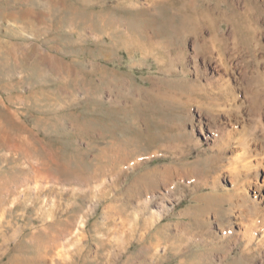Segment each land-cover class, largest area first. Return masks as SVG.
<instances>
[{
	"label": "rangeland",
	"instance_id": "374dc122",
	"mask_svg": "<svg viewBox=\"0 0 264 264\" xmlns=\"http://www.w3.org/2000/svg\"><path fill=\"white\" fill-rule=\"evenodd\" d=\"M262 125L264 0H0V264H264Z\"/></svg>",
	"mask_w": 264,
	"mask_h": 264
},
{
	"label": "bare ground",
	"instance_id": "6f19581e",
	"mask_svg": "<svg viewBox=\"0 0 264 264\" xmlns=\"http://www.w3.org/2000/svg\"><path fill=\"white\" fill-rule=\"evenodd\" d=\"M233 30V29H232ZM233 32V31H232ZM232 35H233V33H232ZM239 52V51H238ZM243 58V57H242ZM246 76V75H245ZM229 80V79H228ZM228 84V83H227ZM258 99V98H257ZM262 122V121H261ZM264 131V125H262L261 126V131ZM221 136V135H220ZM218 137V136H217ZM215 135H214V139L215 138H217ZM248 143V142H247ZM224 145V144H223ZM243 146H245V145H243ZM256 148V149H255ZM254 148V150H251L250 149V145L249 144H246V147H245V151L247 152V153H249L250 155H255V160H256V168H259L260 166L263 168V170H264V153H262L261 155H258V153H257V151L256 150H258L259 148H260V150H262L263 152H264V147H263V145H256V147ZM258 155V156H257ZM247 164H249V162H247ZM248 166V165H247ZM236 169H238L240 172H242L243 171V169H241L239 166H236ZM231 175V174H230ZM255 175V174H254ZM232 176L233 175H231L230 176V179H231V181H233V178H232ZM249 178V181L251 182L252 181V179H251V176L250 177H248ZM258 180V179H257ZM263 182H264V175H263ZM252 183V182H251ZM242 188V186H240L239 187V189H241ZM243 189V188H242ZM241 189V190H242ZM247 195V193L245 192V191H243L242 193H241V195ZM256 196H258V197H260V198H262V200L264 201V193H258V194H256L255 193V197ZM251 226V225H250ZM253 226V225H252ZM250 228V227H249ZM251 229V228H250ZM250 229H245V235H246V238L249 240L248 242H253L255 239H257L256 238V232L255 231H253V230H250ZM261 238L263 239V241H264V229L262 230V235H261ZM261 239V240H262ZM250 244V243H249ZM250 246V245H249Z\"/></svg>",
	"mask_w": 264,
	"mask_h": 264
}]
</instances>
